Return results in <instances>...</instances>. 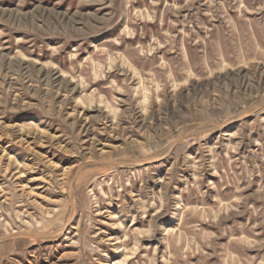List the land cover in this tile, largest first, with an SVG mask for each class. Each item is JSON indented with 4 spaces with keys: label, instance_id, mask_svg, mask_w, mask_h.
Masks as SVG:
<instances>
[{
    "label": "rangeland",
    "instance_id": "rangeland-1",
    "mask_svg": "<svg viewBox=\"0 0 264 264\" xmlns=\"http://www.w3.org/2000/svg\"><path fill=\"white\" fill-rule=\"evenodd\" d=\"M0 264H264V0H0Z\"/></svg>",
    "mask_w": 264,
    "mask_h": 264
}]
</instances>
